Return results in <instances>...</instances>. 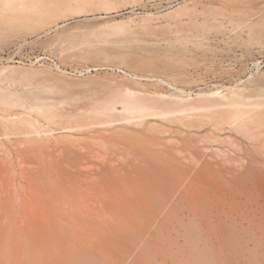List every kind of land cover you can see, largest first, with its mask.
Instances as JSON below:
<instances>
[{
    "label": "rangeland",
    "instance_id": "374dc122",
    "mask_svg": "<svg viewBox=\"0 0 264 264\" xmlns=\"http://www.w3.org/2000/svg\"><path fill=\"white\" fill-rule=\"evenodd\" d=\"M259 103L264 0H0V264H264Z\"/></svg>",
    "mask_w": 264,
    "mask_h": 264
},
{
    "label": "bare ground",
    "instance_id": "6f19581e",
    "mask_svg": "<svg viewBox=\"0 0 264 264\" xmlns=\"http://www.w3.org/2000/svg\"><path fill=\"white\" fill-rule=\"evenodd\" d=\"M231 94H223L222 91H216V90L212 91L211 93L199 92L198 95L201 97V99L197 103V105L194 103L186 104L183 99H180L178 101H173L176 107L175 109H169L166 111H162V114L177 113V112H182V111H187V110H201V109L202 110H212L214 108H219L221 106L234 107L236 109L234 111L235 113L232 115L230 114L231 116L229 118V121L239 123L244 117L243 116L244 112H246V110L242 109L243 105H245V102H243L242 100L240 91L234 90L233 93ZM221 100H225V101H221ZM134 104H136L135 105L136 107H140V106H143L145 103L138 101L136 103L134 102ZM263 105L264 103H259V106H263ZM251 110H248V111L250 112Z\"/></svg>",
    "mask_w": 264,
    "mask_h": 264
}]
</instances>
